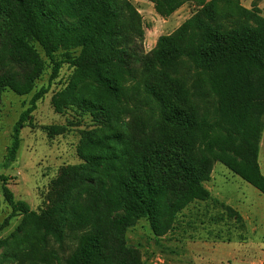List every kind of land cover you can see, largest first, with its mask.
Masks as SVG:
<instances>
[{
	"label": "trees",
	"instance_id": "16d2710c",
	"mask_svg": "<svg viewBox=\"0 0 264 264\" xmlns=\"http://www.w3.org/2000/svg\"><path fill=\"white\" fill-rule=\"evenodd\" d=\"M146 1L163 19L186 4L196 12L147 52L131 0H0V105L9 91L33 95L7 164L57 84L52 107L74 120L48 136L80 128V163L59 169L38 211L0 175L12 210L0 235L21 217L0 239V264H146L128 232L145 220L166 236L188 206L211 199L216 164L264 195L261 11L240 0Z\"/></svg>",
	"mask_w": 264,
	"mask_h": 264
},
{
	"label": "rangeland",
	"instance_id": "374dc122",
	"mask_svg": "<svg viewBox=\"0 0 264 264\" xmlns=\"http://www.w3.org/2000/svg\"><path fill=\"white\" fill-rule=\"evenodd\" d=\"M139 9L146 31L145 50H152L162 35L173 33L196 12L193 4L184 5L171 18L159 17L152 4L132 0ZM247 9L257 7L264 17V0H240ZM69 73L63 70V78ZM46 73L39 88L47 85ZM38 88V89H39ZM61 88L55 85L38 103L29 122L20 129L21 145L16 160L7 164L8 149L14 128L31 107L33 95L18 96L9 91L0 105V175L7 178V187L15 199L24 201L33 210L43 207L50 182L62 166L79 164L78 129L50 138L46 127L65 125L74 120L72 114L60 115L52 107V97ZM81 128H88L83 124ZM259 163L264 173V134ZM0 181V225L12 213ZM206 187L211 199L194 202L179 216L174 228L163 238H155L149 223L140 221L128 234V243L141 250L146 264H262L264 261V195L236 176L222 164H216ZM21 217L11 221L1 235L7 237L19 225ZM9 264V263H6Z\"/></svg>",
	"mask_w": 264,
	"mask_h": 264
},
{
	"label": "crops",
	"instance_id": "0c3cea01",
	"mask_svg": "<svg viewBox=\"0 0 264 264\" xmlns=\"http://www.w3.org/2000/svg\"><path fill=\"white\" fill-rule=\"evenodd\" d=\"M132 1V0H131ZM142 2H147V3H149L148 1H146V0H141ZM133 2V1H132ZM149 4H151V3H149ZM153 5V4H152ZM164 20H166V19H164ZM156 45V44H155Z\"/></svg>",
	"mask_w": 264,
	"mask_h": 264
}]
</instances>
